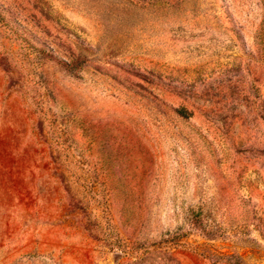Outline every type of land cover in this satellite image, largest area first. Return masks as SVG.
Returning a JSON list of instances; mask_svg holds the SVG:
<instances>
[{
    "label": "rangeland",
    "instance_id": "374dc122",
    "mask_svg": "<svg viewBox=\"0 0 264 264\" xmlns=\"http://www.w3.org/2000/svg\"><path fill=\"white\" fill-rule=\"evenodd\" d=\"M0 264H264V0H0Z\"/></svg>",
    "mask_w": 264,
    "mask_h": 264
}]
</instances>
